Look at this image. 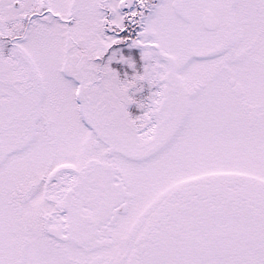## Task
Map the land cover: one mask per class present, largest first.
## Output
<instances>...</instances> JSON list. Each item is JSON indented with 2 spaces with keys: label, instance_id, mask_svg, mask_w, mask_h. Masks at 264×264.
I'll return each mask as SVG.
<instances>
[{
  "label": "snow or ice",
  "instance_id": "obj_1",
  "mask_svg": "<svg viewBox=\"0 0 264 264\" xmlns=\"http://www.w3.org/2000/svg\"><path fill=\"white\" fill-rule=\"evenodd\" d=\"M0 264H264V0H0Z\"/></svg>",
  "mask_w": 264,
  "mask_h": 264
}]
</instances>
